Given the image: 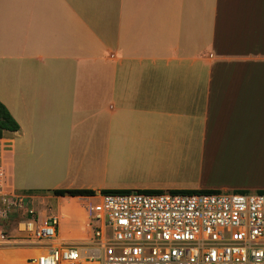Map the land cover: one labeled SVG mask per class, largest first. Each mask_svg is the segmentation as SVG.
Returning a JSON list of instances; mask_svg holds the SVG:
<instances>
[{
    "label": "crops",
    "instance_id": "obj_1",
    "mask_svg": "<svg viewBox=\"0 0 264 264\" xmlns=\"http://www.w3.org/2000/svg\"><path fill=\"white\" fill-rule=\"evenodd\" d=\"M0 103L23 193L264 190V0H0Z\"/></svg>",
    "mask_w": 264,
    "mask_h": 264
},
{
    "label": "built area",
    "instance_id": "obj_2",
    "mask_svg": "<svg viewBox=\"0 0 264 264\" xmlns=\"http://www.w3.org/2000/svg\"><path fill=\"white\" fill-rule=\"evenodd\" d=\"M35 199L13 187L0 159V251L17 252L18 264H264V193L97 192L80 198L82 234L68 239L60 210L19 215Z\"/></svg>",
    "mask_w": 264,
    "mask_h": 264
},
{
    "label": "trees",
    "instance_id": "obj_3",
    "mask_svg": "<svg viewBox=\"0 0 264 264\" xmlns=\"http://www.w3.org/2000/svg\"><path fill=\"white\" fill-rule=\"evenodd\" d=\"M19 130V125L17 122L12 118L8 110L0 103V139L3 138L6 132H16ZM52 195L57 197H91L95 195V192L90 189H55L49 191ZM102 193H118V194H126L129 193L130 190H102ZM147 193H161V191H153L148 190L145 191ZM172 193H179V194H200V193H212L215 192L213 190H176L170 191ZM244 192V191H242ZM257 193H264V190L257 191Z\"/></svg>",
    "mask_w": 264,
    "mask_h": 264
},
{
    "label": "rangeland",
    "instance_id": "obj_4",
    "mask_svg": "<svg viewBox=\"0 0 264 264\" xmlns=\"http://www.w3.org/2000/svg\"><path fill=\"white\" fill-rule=\"evenodd\" d=\"M51 195L46 193L41 194L39 196L35 195L37 199L33 200L32 203L25 204V209H23L22 212L20 211L19 215L25 213L27 211L26 209H33L36 214H38L39 219L43 220L46 215L59 211V208L56 206L55 200H52ZM81 203L82 202H79V204ZM11 222L12 221L6 223V229L8 230L10 235L14 237H19L18 233L14 230V227ZM18 262V254L14 250L0 251V264H18Z\"/></svg>",
    "mask_w": 264,
    "mask_h": 264
}]
</instances>
